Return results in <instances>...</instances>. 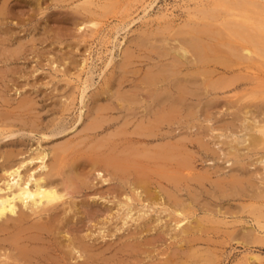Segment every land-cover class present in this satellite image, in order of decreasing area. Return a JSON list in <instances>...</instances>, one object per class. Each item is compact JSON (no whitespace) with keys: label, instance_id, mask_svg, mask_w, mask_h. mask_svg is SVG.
Returning a JSON list of instances; mask_svg holds the SVG:
<instances>
[{"label":"bare ground","instance_id":"obj_1","mask_svg":"<svg viewBox=\"0 0 264 264\" xmlns=\"http://www.w3.org/2000/svg\"><path fill=\"white\" fill-rule=\"evenodd\" d=\"M59 1L60 0L56 2H59ZM89 1L90 2L88 3H90V5L93 4V6H95L96 8L97 5H95L92 0H89ZM94 1L97 2L98 0L97 1L94 0ZM212 1L214 4V7H207V8H202L199 10L200 15H203V17L210 19V21H207L208 23L205 22V25L203 26H194L195 24L193 25V27L189 26L191 28V29L188 28V30L189 29L191 30L190 32L187 31V33L189 32L188 33L189 35L187 37L184 36L185 38L183 39V42L178 44L179 45L178 47L177 46L171 47V45L170 47H167V45L169 46V44H167L169 42H167L166 39L165 40L163 39L160 44L157 43V45L159 44L158 48H156L157 46H154L157 51L153 48V46L150 45L151 48L155 50L154 52L156 53L157 56L159 54L161 58H166L167 61L166 60L161 61L162 63L157 64L150 70H147L149 67L146 68L147 70L146 74L141 73V75L142 76L144 75V76L141 79L138 78L139 80L137 82H133V84L134 83L136 84H134L135 86L133 87L132 90L128 89L129 91H126L125 90L126 87H124L123 88L124 91L118 89L119 91L116 90V92H113L111 89V86L113 84L111 82L109 83L107 79L105 80L106 83L108 82L107 84L105 83V81H102L106 84L105 88L102 87L103 89L101 88L102 90L98 91L97 94L92 93V95L95 98L94 99L95 101L97 97L99 98L105 92L106 93L110 92L111 95L113 96V99L115 97L117 102L115 101L116 103H112V102L109 103V100L111 101L112 97L109 100L106 99L109 104H107V102L105 101H103L102 103L100 100H98L100 106L96 107V109L98 108L96 111V116L93 119L91 118L92 120L90 119L91 122L87 124L88 126H86L84 131L88 129L97 130L99 128H105L107 125L110 124L111 120L117 119L115 118V116H113V114L107 115L106 113L111 112L117 107H121L123 109L126 108L128 112H131L130 116H136L135 118L136 123L133 121L134 128L132 130H129L130 128L128 129L129 124L131 123V120L129 119L132 118L128 116V118L124 122L125 126L123 127L119 126V128L117 129L118 131L114 133L113 136H109L107 138L104 137L105 139L99 138L100 136H98L99 140L97 139V141L94 144L90 143L91 145L86 144L85 145L86 147L84 146L82 148L79 146L82 140L84 142V139L82 140L80 139V141L77 140L78 142H76V144L78 146H76V145L71 144L73 143L72 141L73 139L70 140L68 138L71 141L70 144L68 141H66L68 143L66 142L64 144L60 143L57 146L55 145L52 151L50 150L52 152V155H51L52 159L48 158L50 159V161L48 160L49 163H47L46 161L47 155L49 154L47 153V151L45 152L43 150L42 151L40 150L37 156L35 155L30 156V157L26 156L28 158H22V159L17 158V160H20V161L15 160V155L16 156L18 154L20 155V153H18V152H21L20 149H19L20 151H17V150H16L17 152L15 151L18 154L16 153L12 154L8 152H7L8 154L6 153L7 156L5 157L4 163L7 164L6 166L7 169L4 170V172L7 173L8 177L7 176L6 177L8 179L6 180L4 178V181H5L4 186H0L1 190L2 189L7 190L5 193L0 194V235L3 234L2 237H0V264H46L45 262H42V260L44 261L47 260L50 262V263L48 262L47 263L51 264L52 263L51 260L54 259L53 258L54 256L56 257L62 256V258L69 256L70 258H72L71 260H73L74 258L77 259L83 256L84 258L83 257L82 258L84 261L80 260L79 264H96L100 260L99 258H101L98 256L104 255L103 251H97L98 250L97 248L101 244L99 242L96 243L98 239L101 237L103 240V238H105L106 236L108 237H111L113 235L118 236L119 231H121L122 229L124 230L128 229L130 232L127 233L126 237L132 236L134 238V241L132 242L131 240V242H126L123 239L125 241V244L123 243L124 246L123 245L121 246L124 248H130L132 249V251L137 250L135 247L139 246L138 248L147 257L150 256V254L156 248H158V247L155 248V246L158 245L157 241L161 238L160 237L161 235L159 234L164 233L163 237L165 239H166L165 234L166 235L170 234V237H168V239L171 238L173 242L169 239L172 243L171 242H168V243L175 244V245L177 244V246H176V249H174L175 247L171 248V249H174L173 252L172 251L167 252V257L164 259V261L162 259L161 260L159 259L160 262L163 261L161 262V264H193L197 262L198 260L200 261L198 263H201V260H203L205 261V264H211L213 262L212 256L209 255L210 248H209V251H206V252L202 251L200 247H198L199 245L197 243L200 240L208 241V238L206 240H202V237L204 233L210 232V230L213 229L212 227H214V226L208 225L209 222H212V223L219 222V224L228 223V222L226 220L227 218L219 219L215 217L216 215L214 216V214H212L213 210H211L210 212L211 214L208 213L200 217L196 215L198 217L194 218L197 210L193 208V205L197 202V200H199L198 193L192 192V195H194V200L192 201H185V199L180 196L182 195L181 191H183L187 187L188 189L192 187L191 184L195 183L198 186H204L208 180H211V173L209 175L207 172L201 173L199 170H198L200 172L199 174H197L198 172L195 173L196 167H197L196 155H195L196 151L194 152L191 151L189 149L190 148L189 145H191L190 143H192V145H195V142H197L200 145L199 148L204 147L207 149L208 148L207 145L209 146V144H206L207 142L205 143V139L203 140V137L207 136V130L209 132L211 129L213 130V128H211L208 125L205 126V124L203 125L202 123L206 120L212 121L213 117L211 118L210 116L211 108H214L213 107L214 105L216 106V104L218 103L217 100H219L221 97L219 93L223 92L224 88H226L227 86V85L223 86L221 82H219L220 80L214 77V74L218 70V66H219L218 64L225 65V62L227 63L229 61V60L226 61V59L228 58L227 56H231L235 59L236 58L241 59L242 57H246V58L247 57L249 58L252 56L255 57L256 55L264 56V22H262L258 18L260 17L259 16L260 11H264V0H212ZM0 2H1L0 4V27L2 28L4 32V36L0 38V44H3V43L5 44L6 41L11 42L12 39H15L17 37V31H15L16 29H15V26L13 25L19 24V22L15 23L14 22L15 20L11 19L10 14L12 13V10H13V6L11 5V0H0ZM97 4H100V3L98 2ZM105 4L106 3H103V5ZM103 5L100 4V6L102 7ZM82 7L84 6L82 5ZM104 8L105 7H103V9ZM222 9L228 10V13L223 11L224 13L227 14V16H233L234 18H236V21H232L234 19L232 20L227 19L226 23H224L223 29H225L229 33H227L221 27H220L221 28L220 30L215 29L212 24V21L215 20L218 15L220 16L219 12ZM77 11L81 13L80 10H77ZM224 13L223 15H226ZM90 15L88 18H91ZM239 15L244 17L245 21L241 19L239 20L237 18V16ZM83 17L87 18L86 14ZM96 17L94 18L92 17L90 20H88L87 18L88 21L86 20L87 22L90 21L89 24L92 23L93 25V27L91 28L92 33L94 31L96 33L98 27L102 23V21L100 19H97ZM84 18H83V22L86 23ZM251 19H254L253 21H258V26H256V28H253L251 25H249V22H247V20H250L251 22ZM78 21H81V19ZM83 22H80V23L82 24ZM42 33H45V32H42ZM43 35H41V37H43ZM45 36H47L46 33H45ZM32 37L36 39L34 36ZM49 37L51 36L49 35ZM43 39L44 38H42V40ZM78 40L80 41V38ZM243 40H244V43H241L243 42ZM24 43L25 42L23 40H20L18 44L12 48H9V46L7 45L8 48H3V50L0 51V60H3L4 62H8L11 60L20 59L22 56H24L23 55L24 52H26L25 50L26 45ZM146 43H148V41H146ZM12 44L14 45V43ZM139 45L142 48L141 46L142 43L141 44L139 43ZM223 45L224 47L228 46L229 49L225 50L226 47L223 48ZM151 48L149 49L150 51H151ZM126 49L127 48H125V50L123 51L124 52L123 54H125V52L128 51V49L127 51ZM130 50L129 52H132V50L131 51ZM41 52L45 53V51H41ZM129 52L126 53L127 56L125 55V57H127L126 62L123 59L124 55L122 56V59L125 62L123 66L121 64L122 63V60H121V62H119L120 65H118L119 68L117 67L119 69V70L117 69V72L124 70L123 71L124 75L128 74V71H129L128 65L134 64L135 62V60L133 61L131 60L135 58H133L129 54ZM69 54L70 53L68 52V55ZM168 56H170L171 58L169 59ZM254 57H252V59ZM259 58L262 59L263 57L262 58L259 57ZM60 59L61 61L68 63L65 61L66 60L65 57L62 56V58ZM55 61L56 59H53L52 63H55ZM73 62L71 64H73ZM120 66H122L121 69H120ZM34 67L32 68L33 70H34ZM13 68L15 69V67ZM56 68L58 69V65ZM133 69H131V71L133 70V72H135L137 68L136 69L133 68ZM139 69L141 70V68H138V72L136 71L138 74L140 72ZM6 70H7V67H6ZM103 70H106V68ZM2 71L3 70L0 69V81L1 79L5 77V73L4 72L2 73ZM131 71L130 73L134 75L133 72ZM59 72H63V71H59ZM111 72L112 74H114L112 70ZM136 72H135V75H136ZM144 73H145V70H144ZM66 75L63 76L65 78H63L62 80H58V81H65L64 79L67 80ZM118 76H117V79L119 78L118 80H121V81H115V82H119L120 84V86L117 85L116 87H114L116 89L117 87L120 88L122 83L124 82L123 75H118ZM13 77H11L12 81L15 80ZM54 77L56 78V76ZM83 78H84V75H83ZM129 80L131 81V79L128 78V81ZM2 81L5 82L7 80H2ZM68 83L69 82H67L66 84L65 82V85H68ZM72 84H73L72 86H75L74 83ZM82 86H83L82 91L80 89L81 98L79 97L78 98L79 100H81V102H84L85 91L86 89L89 88V84L88 86L87 84L82 85ZM0 87H2L1 84H0ZM96 87H95V90H96ZM0 92H4V91H1L0 89ZM73 92H69V93H72L73 95L74 94ZM67 95L69 96V94ZM259 95L261 96L262 94L259 93ZM0 96L2 97L3 95H0ZM255 96L253 97L255 98ZM74 97H76V95ZM204 97H207L205 98L206 100L203 99ZM23 98L25 100H29L30 97H28V99H26L27 98L26 96ZM66 98L68 99L69 97H66ZM257 98L258 97H256V99ZM24 99L22 100L25 101ZM71 99H70V102H71ZM29 101H32V100H29ZM72 101L74 100L72 99ZM104 102L106 105L101 106L102 104H104ZM249 103H252V102L250 101ZM19 104L20 103H18V105ZM25 104L23 105L20 104V105L25 107ZM230 104L234 105L235 103L231 102ZM239 104L242 105L244 103L242 102ZM246 104L247 103H245L242 106L245 107ZM29 105L31 106V103L28 104V106ZM33 105H35V102L34 104H32V106ZM235 105H238V104H235ZM262 105L264 106V103ZM21 106H18V107L22 109L23 107ZM28 106H26L25 109ZM137 107H142V109L140 110ZM258 107H262V106L260 105ZM66 108L69 109L68 107ZM83 108L80 109V113H78V116L80 115V118L83 116V111H84ZM250 108L245 110V113L242 112L243 110L239 111V113L242 112L244 114L237 113L238 109L240 110V108H238L237 110L235 109L236 114H234L235 111H233L232 116L233 114L235 116L231 118V121L232 119L234 120L232 121L233 123L231 121L230 123L229 121H227L228 123L226 122V125L222 126V128L225 127L224 129H226L227 131L229 129L228 128L229 125H231L230 128L232 127L235 128L238 125V122L239 123L241 122L240 124H243L244 126L240 130L242 135L241 136L236 135V140H237L236 142H239L240 144H244L249 138L247 134L242 132L243 130H246L247 132V130L249 131L250 128L251 129L255 128L256 130H258V132L261 131L264 134V122L261 123L260 121L255 120L257 116L256 111L254 112ZM254 109H257V108L255 107ZM26 110L28 111V109ZM136 110H140V111L137 112ZM63 111H64V108H63ZM203 112H207L206 116H204ZM212 112L215 113L216 111L214 112L212 109ZM84 113L87 114L89 112H84ZM121 114L124 115V113L122 112ZM249 114L255 120V121H252L254 122V125L252 123V126L247 123L245 124V122L248 119ZM195 120L202 122L201 123L202 125H199L198 121L196 122ZM84 122L86 123L87 121H84ZM185 124L188 126L187 128H189V126H192V125L195 126L196 124V127H198V130L200 126L201 133L198 131V134H194L195 136L199 135V137L193 136L192 138L189 132H188L189 134V137H188L186 135L187 133L182 134L183 133L182 131H181L182 133H179V135L176 136L177 131L175 130V128L181 127ZM215 126L217 127V125H214V127ZM191 128L193 129L194 127H191ZM237 128L238 127H236L235 130H237ZM107 131L110 132L109 129ZM80 132H83V130H81ZM223 133H225V131L224 132L221 131L220 135H222ZM254 135L251 137V141L253 142H254V138L255 139L259 138V136H256V134ZM207 137L209 138V136ZM96 138L97 137H95L94 139ZM238 138L240 139L238 140ZM262 138L264 137L262 136ZM155 140H161V141L159 143H156ZM10 148L11 147H9V149ZM209 150H211V148ZM9 151L14 153V150L12 151L9 150ZM4 153H5V150H4ZM235 156L239 157V155H236V154ZM3 157H4V154H3ZM34 158H38V160L40 159V161L39 162L37 161V162H38V166L42 169V171L39 172L38 174H36L35 172H32L28 174V176H25V172L21 170V167L24 165L25 162L31 163ZM44 168L45 170L43 171ZM29 169H31V167ZM25 170L27 171L28 169H25ZM93 175L94 176L98 175L97 177L98 179L101 176V179L103 180V182L104 181L111 182L110 186L108 187L109 194L112 195L113 197V199L111 198L112 200L116 199V202L114 205H117V208L110 207L109 209L108 207L109 211H106V214H104L106 215V218L105 217H104L105 219L103 218V221H101L99 228L96 226L97 229H99L97 235L96 233H94L95 230H93L92 233L87 232L86 234H81L83 233L81 231V233L77 232V233H74V235H72L69 232L70 231L69 229H71V227H69L70 226L69 222L74 218L76 214L82 211L81 205L86 204L87 206H91V209H89V207L88 209L91 214L90 216L92 217L93 215L94 216L98 215L101 212V204L105 205V202L109 201V199H107L108 194H106V196L98 194L97 193L98 190H96L95 192L94 190L93 192L86 191L87 193H86L85 199H81L80 201H78L79 195L76 197L78 200L74 198L75 193H80L81 191L83 192L85 188H90V182H91L90 178L91 176L93 177ZM223 177L219 178L218 181H216L215 179L214 182H215L217 189H219L220 194L223 195L224 197L231 195V194L230 195L228 194L230 193L229 192L230 190L234 192V194H237L233 190L242 189V187L244 186V181L246 180L243 177L242 178L241 177H231L233 179L231 178L228 179L226 177L224 178ZM96 180L97 179H94L93 181H96ZM99 180L96 181L97 184ZM101 182H99V184ZM251 183L253 182L251 181ZM107 186L108 185L104 187L102 186V187L107 188ZM193 186L195 187V185ZM98 189H100V192H101V188H98ZM195 189H192V190L194 191ZM162 191L168 196V199L162 195L163 193ZM69 194L72 196L70 200L67 199V195ZM82 198H84V196H82ZM61 203L65 204L63 205L64 206L63 211H62L63 214L61 213L62 216L59 213L61 211L55 212V208H57L56 210H58L60 205H62ZM170 205L171 206L173 205V207H171ZM22 206L30 208L32 213H27L26 211L28 210L26 211L23 210ZM115 208L116 210L112 211V209H115ZM254 208L260 211V212L258 211L259 214H255L257 218L260 216H264V208L262 206L254 205ZM208 209H211V208H208ZM53 210H54V213L52 212ZM69 211H73V214L69 215L68 214ZM166 211L167 212L169 211L170 216H172L169 223L167 221H164L161 216V214ZM218 212H219V209L217 213ZM32 215L37 216V218L36 219L31 218L32 222H29L31 221L30 217H32ZM82 216H84V213H82ZM190 216H193L192 220H190L191 219ZM172 221L173 223H171ZM258 222L260 223V226L261 225L263 226L264 223L261 224L262 222L260 220H258ZM83 223H84L83 225L85 226V222ZM133 226H135L134 227L135 229L131 230ZM215 226L217 225L215 224ZM78 229L81 230V227L78 226ZM144 236H147V237H144ZM138 237H141L142 239H137ZM203 238L205 239V237ZM91 239H93V241ZM168 243H167V247H168ZM159 245L161 244L159 243ZM109 246L104 245L103 248L108 250ZM165 250L166 248L164 249V251ZM121 251H123V249ZM211 253L213 252L211 251ZM111 256H114V255H111ZM145 256L144 258H146ZM196 257H199L198 260L195 259ZM57 258L54 259L55 263L57 262L56 264H60ZM145 264H148V263L146 262Z\"/></svg>","mask_w":264,"mask_h":264},{"label":"rangeland","instance_id":"obj_2","mask_svg":"<svg viewBox=\"0 0 264 264\" xmlns=\"http://www.w3.org/2000/svg\"><path fill=\"white\" fill-rule=\"evenodd\" d=\"M43 1L44 0H11V5L13 6L12 13L10 14L11 19H14L15 23L19 22V24L13 25L15 26V29H16L15 31H17V37L15 39H12L11 42L6 41L5 44L4 43L0 44V47H1L0 51H1L3 50V48H8V46L9 48H12L16 46L20 40H23L25 42L24 44L26 45V49H25L26 52H24L23 55L25 56L27 54L25 57L22 56L23 58L21 57L20 59L11 60L8 62H4L3 60H0V67H1L0 69L3 70L2 73L3 72L5 73V77L1 79V81L7 80L5 82L0 81V84L2 86L0 87V89L1 91H4V92H0V95H3L2 97L0 96V166H1L0 167V186H4V182H5L4 178L6 180L8 179L7 173L4 172V170L7 169L6 167L7 164L4 162H5V157L7 156L8 153L15 154L17 151L21 150V152H18L20 153V155L16 153L19 156L15 155V160L20 161V160H17V158L22 159V158H28L34 155L37 156L40 150L41 151L43 150L45 152L47 151V153L49 154L47 155V159H46L47 163H49L50 159H52L51 151L55 147V145L57 146L60 143L64 144L66 141H68L70 144L71 143L70 140L73 139L72 140L73 143L71 144L78 146L76 144V142H78L77 140L80 141V139L81 140L84 139V142L82 140L81 141L82 144L81 143L79 144V146L83 148L86 144H89V145L94 144L97 141V139L99 140V138L103 139L104 137L107 138L109 136H113L114 133L118 131L117 129L119 128V126L120 127L125 126L124 122L128 118V116H130L131 112H128L126 108L123 109L121 107H117L111 112L106 113L107 115L113 114V116L117 118V119H113L110 121V124L106 126L108 128L106 127L99 128L97 130L88 129L84 131L86 126H88L87 124L90 123L91 120L96 116V111L98 109V108L96 109V107L100 106L98 100H100L102 103L103 101H105L107 102V104H109L110 102L112 103L117 102L115 97L113 99V96L111 95L110 92L109 93L105 92L99 98L97 97L95 101H94L95 98L92 95V93L97 94L98 91L106 87V84L108 82L109 83L111 82L113 84L111 86V89L113 92H116V90L117 91L123 90L124 87H126L125 88L126 91L132 90L133 87L135 86L134 84H136V83L133 84V82H137L139 79H141L144 76V75L142 76L141 73L146 74L147 70H150L157 64L162 63L161 61L166 60V58H161L158 54V56L160 57L159 58L154 52L156 48L159 47V44L162 42V40L166 39L167 42H169L167 43L169 44V46L167 45V47H170V45L171 47L172 46L178 47L179 46L178 44L183 42V39L189 35L188 33L191 31L190 30L191 26L193 27L194 24H195L194 26H203L205 25V22L208 23L207 21H210V19H207L203 17V15H200L199 10L202 8L214 7L212 0H105V1L96 0L97 2L92 0L95 5L99 6V7L96 6V8L95 6H93V4L90 5V3H88L90 2L89 0H60L59 2H56L58 0H45L44 2ZM98 2L101 5H103V3H106L105 5H103V7H105L104 8L105 10L103 9L102 6H100V4H97ZM40 3L43 5H41ZM82 5L84 7H82ZM76 8L77 10H80L81 13H79V11H77ZM223 11L228 13V10L222 9L219 12L220 16L218 15L217 18L212 21L213 27L215 29H218V30H220L221 28L223 29L224 23H226L227 19L228 20L234 19L232 21H236V18H234L233 16H227V14L224 13ZM84 12L87 18L91 14L90 15L91 18L92 17L94 18L97 16L96 18L102 21L96 33L94 30H93L94 32L92 33L91 28L93 27V25L92 23L89 24L90 21L87 22L91 18H88V20L86 17L84 18L83 17L85 16ZM223 13L226 15H223ZM259 16L260 17L258 18L262 22H264V11H260ZM79 18L81 19V21H78L80 20ZM83 18L86 23L83 22ZM237 18L239 20L245 19L244 17L240 15L237 16ZM253 20L254 19H251V22L250 20H247V22H249V25H251L253 28H256V26H258V21H253ZM80 22H83V23L81 24ZM85 25L88 27H86ZM188 28L190 29L188 30ZM46 30L51 37H49ZM187 31L189 32L187 33ZM2 32L3 30L0 27V38L4 36V32L3 33ZM42 32H45L47 36H45V33H42ZM226 32L229 33L228 31ZM41 35H43V37H41ZM32 36H34L36 39H34ZM42 38L44 39L42 40ZM79 38H80V41L78 40ZM146 41H148L149 44L146 43ZM12 43H14V45ZM139 43L140 44L142 43L141 45L142 48L140 47ZM157 43L159 44L157 45ZM241 43H244V40ZM36 45L40 49H38ZM148 45L153 46L155 50H153L150 46L151 48V51H150L149 50L150 48ZM145 46H147L148 48ZM154 46H157V47L155 48ZM225 47L223 45V48H225V50L229 49L228 46H225ZM125 48L128 49V51L126 49L127 52H129L130 49L132 50V52H129V54L133 58H135V59H131L132 61L135 60V62L134 64L128 65L129 66L128 74L124 75L123 74L124 70L117 72V69L119 68L118 65H120L119 62H121V60H122V63H121L122 66L126 62L127 57H125V55L127 52L123 54L124 53L123 51L125 50ZM41 51H45L46 54ZM68 52L70 53L69 55H68ZM62 56L66 58L65 61L68 63L61 61L60 58H62ZM122 56L125 62L123 61ZM168 57L169 59L171 58L170 56ZM227 57L228 58L226 59V61L227 60L229 61L227 63L225 62V65L218 64L219 65L218 70L214 74V77L216 79H219L220 80L219 82H221L223 86H226V85L227 86L226 88H224L223 92L219 93L221 97L219 96L220 99L217 100L218 103L217 104L215 103L216 106L214 105L213 106L214 108H211V114L213 115L210 114V116L211 118L213 117L212 121L206 120L202 123L198 120H195L196 122L198 121L199 125L205 124V126L208 125L211 128H213V130L210 128L211 130L209 132L207 130V136H209V138L207 136L203 137V140L205 139V143L207 142L206 144H209V146L207 145L208 147L207 149L204 147L199 148L200 145L197 142H195V145H192V143H190L192 147L191 145H189L190 147L189 149L191 151L193 152L196 151L195 155H196L197 167H196L195 173L198 172L197 174H199L200 172L201 173L207 172L209 175L211 173V180H208L204 186H198L195 183L191 184L192 187H194L193 185H195L196 189L195 187L194 188L191 187L189 188L190 189L189 190L187 187L186 189L181 191L182 195L180 196L183 197L185 201H192L194 200V195H192V192L198 193L199 200H197V202L193 205V208L197 210L194 218L198 216L200 217L202 215H206L210 213L211 210H213L212 214H214V216L216 215L215 217L219 219L227 218L226 220L229 224L228 223L219 224V222H216V223L209 222L208 225L214 226L212 228L213 229L215 228V229L214 230L211 229L210 230L211 233L210 232L204 233L205 236L203 234V237H205V239L202 237V240H206L208 238V241L200 240L197 243L199 245L198 247H200L202 251H205V252L209 251V248H210L209 255H211L213 259V262L211 264H264V224H263L264 216H260L258 217L259 218L258 219L255 214H259L260 211L254 208V205L255 206L259 205L264 208V138H262V136L264 137V134L261 131L258 132V130H256L255 128L254 129L250 128L249 131L247 130V132L246 130L242 129L243 130L242 132L247 134L249 138L244 144H240L239 142H236L237 141L236 135L238 136L242 135L240 130L244 126L243 124H240L241 122L240 123L238 122V125L236 126L238 127L237 130H235L236 127L235 128L232 127L233 129L230 128L231 125H229L228 127L229 129L227 131L226 129H224L225 127L222 128V126L226 125L227 121H229L230 123L231 118L235 116L234 114H236V110L238 108H240V110L238 109L237 113L241 114L242 112L245 113V110L250 108V106H251L250 109H252V111L254 112L256 111L257 116L255 120H258L261 123L264 122V110H263L264 106L262 105L264 103V100H263L264 99V96H263L264 95V60H263L264 56L263 55H260V56L256 55L255 57L252 56L254 57L253 59L252 57H249V58L242 57L241 59H237V58L235 59L231 56H227ZM259 57L261 58L263 57V58L260 59ZM53 59H56L57 62L55 61V63H52ZM155 60L157 61V63ZM72 62L73 64H71ZM57 65H58V69L56 68ZM122 66H120V69L122 68ZM6 67H7L8 72L6 70ZM13 67H15V69ZM33 67H34V70L32 69ZM105 68L106 70H103ZM133 68L135 69L137 68L135 72L136 71L138 72V68H141V70L139 69L140 71L139 74L136 72V75H135V72H133L134 70ZM146 68L148 69L146 70ZM131 69L133 70L131 71ZM111 70L114 72V74H112ZM144 70H145V73H144ZM9 71L10 72L12 71V72L10 73ZM59 71H63L64 73L66 74L68 73V74L66 75L63 72H59ZM130 71L133 72L134 75H132ZM65 75H66L67 80L64 79L65 81H58V80H62L63 78H65L63 77ZM83 75H84V78H83ZM118 75H123L124 78L123 77L122 78L124 79V82L122 83L120 88L117 87L116 89L114 87H116L117 85L120 86V84L119 82H115V81L122 80ZM6 76L10 80V82L6 78ZM54 76H56V78ZM117 76L121 80H118L119 78L117 79ZM11 77H13L15 80L12 81ZM128 78L131 79V81L130 80L128 81ZM107 79H108V82L106 83L105 80ZM102 81H105L106 84ZM65 82L66 84L67 82H69L68 85H65ZM72 83H74L75 86H72L73 85ZM3 84L6 86L8 85L7 86L8 89ZM86 84L87 86L89 84V88L86 89L85 91L84 102H81L79 98H81V91L83 87L82 85H86ZM72 87L74 88V90ZM95 87L97 91L95 90ZM72 90L75 92H73ZM69 92H73L74 94L72 95V93H69ZM259 93L262 95L260 96ZM67 94H69V96ZM253 94H255L256 96ZM75 95L76 97H74ZM107 95L110 97H108ZM252 95L255 96V98ZM25 96L27 97L26 99L30 97L29 100L34 101L35 105L32 106L34 102L25 100L23 98ZM66 97H69V98L67 99ZM256 97L258 98L256 99ZM21 98L24 99L25 101H23ZM71 98L74 101H72ZM110 98H111V101L109 100ZM205 98L207 97H204L203 99L206 100ZM70 99L72 103L70 102ZM106 99L109 100V103ZM250 101L252 103H249ZM24 102L27 104H25ZM105 102L101 106L106 105ZM231 102L238 104L239 106L241 105L239 103H242V102L244 104L245 103L247 104L245 107L242 106L244 104H242L239 107L238 105H235V104L234 105L232 104L233 105L232 106L230 104ZM18 103H20L21 105L25 104V107L31 103V106L29 105L26 108L28 109L27 111L25 107L21 106L20 104L18 105ZM65 105L69 109H67ZM260 105L262 107H258ZM18 106H21L24 109L23 108L20 109V107ZM254 106L257 109H254L255 108ZM62 107L64 108V111ZM142 107H137V108L141 110ZM82 108L84 111H83V116L80 118V115L78 116V113H80V109ZM212 109L214 112L215 111L216 112L213 113ZM91 110L94 112H92ZM140 110H136V111L138 112ZM233 111L235 112L232 116ZM239 111H242V112L239 113ZM84 112H89L90 114L89 113L86 114ZM121 112L124 113V115L121 114ZM203 114L204 116H206L207 112H203ZM130 117H132L129 119L131 120V123H130L131 125L129 124L128 129L130 128L129 130H132L134 128V122L136 123V119H135L136 116H130ZM255 120L249 114L248 119L245 122V124L247 123L252 126V123L254 125V122L252 121H255ZM84 121H87V122L85 123ZM232 121L234 120L232 119ZM196 124L195 126L193 125L189 126V128L194 127L193 129L191 128L192 130L187 128L188 126L186 124L181 127L175 128V130L177 131L176 136L179 135V133L183 132L182 134L187 133L186 135L189 137V134H188L189 132L193 138V136H195L194 134H198V131L201 133L200 126L198 130V127H196ZM214 125H217V127L216 126L214 127ZM108 129L110 130V132L107 131ZM81 130H83V132H80ZM221 131L223 132L225 131V133L220 135ZM254 134H256V136H259V138H256V139L254 138V142H253L251 141V137ZM98 136L100 137L98 138ZM196 136L199 137V135H196ZM95 137L97 138L94 139ZM239 139L240 138H238V140ZM160 141L161 140H155L156 143H159ZM9 147H11L12 149L11 148L9 149ZM209 147L211 148V150H209L210 149ZM4 150H5V153H4ZM9 150L11 151L14 150V153L10 152ZM3 154H4V157H3ZM235 154L239 155V157L235 156ZM37 161L39 162L40 159L38 160V158H34L32 162L30 161L31 163H28V162L24 163L23 165L24 167L22 166L21 170L25 172V176H28V174L32 172H35L36 174H38L39 172L42 171V169L38 166ZM25 165L26 166L28 165V166L26 167ZM30 167L31 169H29ZM25 169H28V170L26 171ZM44 170L45 168L43 169V171ZM223 176L228 179L231 177H241V178L243 177L246 180L244 181V186L242 187V189L233 190L237 194H234V192L230 190L229 191L230 193L228 194L229 195L231 194V195L224 197L223 195L220 194V191L219 189H217L215 182H214L215 179L216 181H218L219 178H222ZM93 177L91 176L93 180L100 179L98 181V184L96 182L97 180L93 181L90 178V181H91L90 188H85L86 189V190L84 189L85 191L83 190V192L81 191L80 193H75L74 198L77 199L76 197L79 195L78 196L79 200L78 199L77 200L80 201L81 199H85L87 192H90V191L93 192V190L95 192L96 190H98L97 191L98 194L105 195V196L106 194H108L107 199H109V201H106L105 205L101 204V212L98 215H95V216L93 215L92 217L90 216L91 214L89 211V209H91V206H87L86 204L81 205L82 211L74 216L73 218L74 220L72 219L69 222V225H70L69 227H71V229L69 228L68 229L70 230L69 232L72 235H74V233H77V232L81 233V231L83 232L81 234H86L87 232L92 233L93 230H95L94 233H96L97 235L98 230H99L97 229V227L99 228V225L101 224V221H103V218L104 217L106 218V215L104 214H106V211H109L108 207L109 209L110 207L117 208V205H114L116 202V199L112 200L113 197L111 194H109L108 187L110 186L111 182L104 181L105 182L104 183L103 180L101 179V176L99 177V179L97 178L98 175L97 176L93 175ZM251 181L253 183H251ZM99 182L101 183L99 184ZM106 185H108L107 188L106 187L103 188ZM97 187L101 188V192H100V189H98ZM102 189H104L105 191ZM192 189H195V190L193 191ZM6 191L7 190L5 189H2V190L0 189V194L5 193ZM162 195L168 199V196L164 192L162 193ZM82 196H84V198H82ZM71 198L72 196L70 194L67 195V199L70 200ZM61 204L62 205H60V207L57 206L59 207L58 210H56L57 208H55V212L61 211L59 212L60 214L63 211V207H64L63 205H65L63 203ZM23 207L24 206H22L23 210L29 211V212L26 211L27 213H32L30 208H27V207L23 208ZM171 207H173V205ZM207 207L211 209H208ZM116 208L112 209V211H115ZM218 209H219V212L217 213ZM52 212L54 213V210ZM166 212H163L161 216L164 221H167L169 223L172 216H170L169 211L167 212L168 214ZM82 213H84V216H82ZM68 214L69 215L73 214V211H69ZM31 218L36 219L37 216L32 215V217H30V220ZM190 218L189 219L192 220L193 216H190ZM257 219L262 222L261 223L263 224V226L261 225L262 227L260 226V223L258 222ZM29 222H32V220ZM83 222H85V226L83 225L84 224ZM71 223L73 224V226ZM171 223H173V221ZM215 224L217 226H215ZM78 226L81 227V230H79L80 228L78 229ZM82 227L84 230L82 229ZM134 227L135 226H133L131 230L135 229ZM129 232L130 231L128 229L126 230L122 229L121 231H119L118 236L117 235H113L111 237L106 236L105 238H103V240L100 237L98 241L96 242V243L98 242L101 243L100 246L97 248L98 249L97 251H103V254L105 256L104 255L98 256V257H101L102 259L99 258L100 260L96 264H120V263L121 264H145L146 262L148 264H155V262L156 264H161V262H163L164 259L167 257V252L169 251L173 252V250L176 249V246H177V244L175 245V244L168 243L171 241L173 242L171 238H169L171 241L168 239V237H170V234L168 235L165 234V237H166L165 239L163 237L164 233L163 234L160 233L159 235H161L160 236L161 238L157 241L158 245L155 246V248L156 247L158 248H156L155 249L156 251L154 250L152 252L153 254L151 253L150 256H148L149 257L148 258L147 256H145L143 252H141V250L138 248L139 246L135 247L137 249L135 250L136 252L133 250L135 253L132 251V249L124 248L121 246V245L124 246L125 241L126 242H131V240L132 242L134 241V238L132 236L126 237L127 233ZM2 235L3 234H1L0 237H2ZM144 237H147V236H144ZM137 239H142V238L138 237ZM91 240L93 241V239ZM159 243L161 245H159ZM167 243H168V247H167ZM104 245L109 246V249L108 250L104 249L103 248ZM200 245H202L203 247ZM173 247L175 248L171 249ZM163 248L164 249L166 248L167 251L166 250L164 251ZM119 249L121 250L123 249V251ZM211 251L213 253H211ZM160 252L162 255L160 254ZM111 255H114V256H111ZM138 256L139 257L141 256V257L139 258ZM144 256L146 258H144ZM57 257L54 256L53 258L54 259L57 258L59 261L58 260L56 261H58L60 264H65V263L66 264H79L80 260L82 261L84 258L82 256L83 258L79 257L77 259L74 258L73 260H71L72 258H70L69 256H66L65 258H62V256L61 257L57 256ZM198 258L199 257H196L195 259L198 260ZM54 259L52 260L50 259L52 261L51 264L55 263ZM159 259L160 260L162 259L163 261L160 262ZM42 262H45L46 264L50 263L47 260L45 261L42 260ZM198 262L200 261L198 260L197 262L193 264H205V261L203 260H201V263H198Z\"/></svg>","mask_w":264,"mask_h":264}]
</instances>
